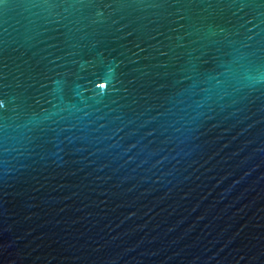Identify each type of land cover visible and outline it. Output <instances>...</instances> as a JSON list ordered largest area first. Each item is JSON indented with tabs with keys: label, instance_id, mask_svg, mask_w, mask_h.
<instances>
[{
	"label": "water",
	"instance_id": "water-1",
	"mask_svg": "<svg viewBox=\"0 0 264 264\" xmlns=\"http://www.w3.org/2000/svg\"><path fill=\"white\" fill-rule=\"evenodd\" d=\"M0 73V264H264V0H7Z\"/></svg>",
	"mask_w": 264,
	"mask_h": 264
},
{
	"label": "snow or ice",
	"instance_id": "snow-or-ice-1",
	"mask_svg": "<svg viewBox=\"0 0 264 264\" xmlns=\"http://www.w3.org/2000/svg\"><path fill=\"white\" fill-rule=\"evenodd\" d=\"M7 3V0H0V6H5ZM2 73H0V78H2ZM9 101L6 98V95L3 93V91H0V111H3L7 105H8Z\"/></svg>",
	"mask_w": 264,
	"mask_h": 264
}]
</instances>
